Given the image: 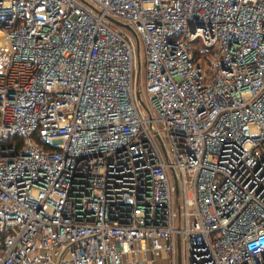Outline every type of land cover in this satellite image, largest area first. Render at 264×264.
Wrapping results in <instances>:
<instances>
[{"label":"built area","instance_id":"built-area-1","mask_svg":"<svg viewBox=\"0 0 264 264\" xmlns=\"http://www.w3.org/2000/svg\"><path fill=\"white\" fill-rule=\"evenodd\" d=\"M0 264H264V0H0Z\"/></svg>","mask_w":264,"mask_h":264},{"label":"crops","instance_id":"crops-1","mask_svg":"<svg viewBox=\"0 0 264 264\" xmlns=\"http://www.w3.org/2000/svg\"><path fill=\"white\" fill-rule=\"evenodd\" d=\"M158 261H159V263H165L166 262L164 258H160V259H158Z\"/></svg>","mask_w":264,"mask_h":264},{"label":"water","instance_id":"water-1","mask_svg":"<svg viewBox=\"0 0 264 264\" xmlns=\"http://www.w3.org/2000/svg\"><path fill=\"white\" fill-rule=\"evenodd\" d=\"M135 96H136V97H137V99L139 100V98H138V95L136 94ZM176 246H177V243H176Z\"/></svg>","mask_w":264,"mask_h":264}]
</instances>
